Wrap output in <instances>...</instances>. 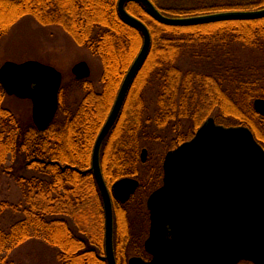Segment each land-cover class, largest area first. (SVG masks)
Instances as JSON below:
<instances>
[{
	"label": "trees",
	"instance_id": "obj_1",
	"mask_svg": "<svg viewBox=\"0 0 264 264\" xmlns=\"http://www.w3.org/2000/svg\"><path fill=\"white\" fill-rule=\"evenodd\" d=\"M117 1L0 0V37L29 15L41 25L60 26L102 65L100 91L87 79H74L83 95L70 102L61 84L58 110L44 131L37 130L30 117L21 119L3 105L6 94L0 84V172L13 174L18 159L19 166L33 171L15 175L22 196L17 204L0 200V264H15L12 250L34 238L56 248L60 264H106L101 235L99 241L85 236L92 246L87 250L70 222L80 233L82 216L103 225L102 202L90 169L92 148L142 41L139 30L119 15ZM151 1L168 16L264 7V0ZM125 8L147 25L151 46L101 147L106 184L125 176L141 182L149 176L148 190L158 187L163 155L150 166L147 159L141 162V141L155 140L166 152L191 138L210 116L224 126L248 127L264 149V117L253 107L254 99L264 98V17L171 26L154 20L137 0H127ZM148 90L155 96L152 110L146 104ZM182 120L189 121L186 132L175 126ZM143 189L141 182L131 201ZM128 204L118 207L127 213ZM6 211L17 217L4 228ZM88 252L96 255V262L86 257Z\"/></svg>",
	"mask_w": 264,
	"mask_h": 264
},
{
	"label": "water",
	"instance_id": "obj_2",
	"mask_svg": "<svg viewBox=\"0 0 264 264\" xmlns=\"http://www.w3.org/2000/svg\"><path fill=\"white\" fill-rule=\"evenodd\" d=\"M126 1H117V11L139 30L142 44L96 136L90 165L103 208L106 264H117L112 199L126 202L139 181L125 176L109 188L101 170V147L151 46L149 28L127 12ZM137 1L154 20L171 26L264 17V7L168 16L151 0ZM71 72L75 79L84 80L90 76V67L82 60L72 66ZM61 82L59 70L37 60H8L0 65L5 94L31 101V119L39 131L46 130L55 117ZM253 107L264 117V98L254 99ZM145 158L143 148L141 161ZM162 169V184L146 202L149 229L144 248L151 258L143 261L133 256L128 264H264V149L248 127L224 126L207 117L190 139L165 153Z\"/></svg>",
	"mask_w": 264,
	"mask_h": 264
},
{
	"label": "rangeland",
	"instance_id": "obj_3",
	"mask_svg": "<svg viewBox=\"0 0 264 264\" xmlns=\"http://www.w3.org/2000/svg\"><path fill=\"white\" fill-rule=\"evenodd\" d=\"M174 5L180 6L179 3L176 2ZM252 9H258V7ZM225 10L226 9L207 11L196 14H206ZM171 16L180 17V15ZM141 44L142 41L137 46L138 50L140 49ZM240 52L243 55L246 54L245 50H241ZM8 60L14 62L37 60L44 64L54 66L62 73V85L66 90V95L68 96L70 102L79 100L83 95L82 86L74 81L75 77L71 72V68L75 63L84 60L90 67V76L87 80L92 82L95 90H101L100 78L102 65L99 58L96 55H93L85 46L78 45L60 26L41 25L29 15L19 18L10 26L8 31L0 37V65ZM185 63L182 65L186 66ZM152 92L153 91L148 90L145 95L146 104L149 110H152L155 105V96ZM3 105L13 111L14 114L21 119L26 120L29 117L31 118V101L29 99H22L13 95H5ZM175 126L182 132H186L188 131L190 124L188 120H182L180 123L177 122ZM171 135L172 133H170L168 139H170ZM257 135L258 137L263 138L260 133ZM141 146L146 149V163L148 166L153 164L155 159H160V156H164L165 154L161 144L155 140L152 142H145L143 140L141 141ZM142 148L140 149V153ZM18 161L19 159L15 161L16 168L14 169L15 171L13 174L0 172V200H6L14 204H17L22 198L21 190L15 183V177L19 175L29 176L33 173L31 170L19 166ZM148 177L149 176H146V178L142 179L141 182L143 183L144 189L135 195L134 200L129 202L127 213H124L119 207H116V210H114L116 249L121 255L120 262L122 264H125L126 262V260H123V257L127 258L130 255L136 254V248L147 237L148 226L146 223V212H144V210H146V199L148 195L157 188L155 187L148 190L150 187V184L146 183V180H149ZM142 197L143 203L140 208L138 201H141L140 198ZM15 217L17 216H14V213L6 211L4 214V220L2 221L3 227L7 228ZM70 226L77 235L83 238L85 242L87 240L85 238L86 235H89L91 238L93 237L96 240H98V235H101V239H99L104 247L103 225L100 227L97 222H94L93 220L86 221V219L82 216V223L80 226L81 233L77 231L76 227L71 222ZM91 247V244L86 242L85 249L89 250ZM56 252V248L50 247L42 240L34 238L26 240L22 245L12 250L10 258L13 259L15 264H60L56 258ZM98 254L102 255L97 253V256ZM86 257L90 258L92 262H96L95 260L97 257L95 254L88 252ZM237 264L253 263L249 261H240Z\"/></svg>",
	"mask_w": 264,
	"mask_h": 264
},
{
	"label": "flooded vegetation",
	"instance_id": "obj_4",
	"mask_svg": "<svg viewBox=\"0 0 264 264\" xmlns=\"http://www.w3.org/2000/svg\"><path fill=\"white\" fill-rule=\"evenodd\" d=\"M113 104V103H112ZM111 130V129H110ZM108 135V134H107ZM146 159H147V156H146V158H145V161H146ZM144 161V162H145ZM137 179V178H136ZM138 181H139V185L141 184V182H140V180L139 179H137ZM113 183V182H112ZM112 183L108 186L109 188H110V186L112 185ZM139 185H138V187H139ZM138 189V188H137ZM137 189H136V191H137ZM136 192H134V194H135ZM134 194H132L131 195V197L126 201V202H124V203H120L119 201H117V200H115V199H112V202H113V216H114V210H116V207H118V205H120L121 206V208L123 207H125V206H127V204L131 201V198H132V196L134 195ZM146 202H147V199H146ZM146 205V204H145ZM126 208V207H125ZM147 210V211H146ZM146 210H144V212H146L145 213V216H146V223H147V226H148V229H149V211H148V209H147V205H146ZM147 236H148V233H147ZM147 238V237H146ZM145 238V239H146ZM145 241V240H144ZM144 241H142L141 242V244H139V246L136 248V254H133V255H130L129 257H123V260H126V262H125V264H128V259L130 258V257H133V256H136V257H139V258H141L143 261H149L150 260V258H151V255L149 254V253H147L146 251H145V248H144ZM113 249H114V255H115V259H116V262H117V264H122L121 262H120V254H119V252H118V254L116 255V240H115V228H114V232H113ZM124 262V261H123Z\"/></svg>",
	"mask_w": 264,
	"mask_h": 264
}]
</instances>
